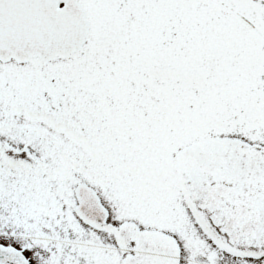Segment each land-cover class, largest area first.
<instances>
[{
	"label": "snow or ice",
	"instance_id": "snow-or-ice-1",
	"mask_svg": "<svg viewBox=\"0 0 264 264\" xmlns=\"http://www.w3.org/2000/svg\"><path fill=\"white\" fill-rule=\"evenodd\" d=\"M0 264H264V0H0Z\"/></svg>",
	"mask_w": 264,
	"mask_h": 264
}]
</instances>
